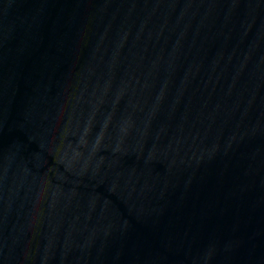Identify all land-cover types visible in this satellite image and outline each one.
<instances>
[{
    "label": "water",
    "instance_id": "1",
    "mask_svg": "<svg viewBox=\"0 0 264 264\" xmlns=\"http://www.w3.org/2000/svg\"><path fill=\"white\" fill-rule=\"evenodd\" d=\"M0 264H264V0H0Z\"/></svg>",
    "mask_w": 264,
    "mask_h": 264
}]
</instances>
